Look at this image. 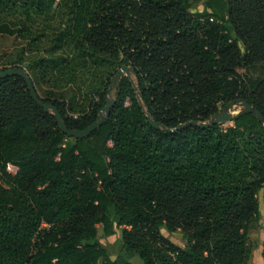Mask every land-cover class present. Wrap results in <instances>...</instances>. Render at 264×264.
Here are the masks:
<instances>
[{"label":"trees","instance_id":"1","mask_svg":"<svg viewBox=\"0 0 264 264\" xmlns=\"http://www.w3.org/2000/svg\"><path fill=\"white\" fill-rule=\"evenodd\" d=\"M196 1L0 0V27L24 44L14 64L70 130L91 126L115 70H131L106 122L80 140L21 77L0 79V264H131L106 256L99 226L121 229L144 264H248L264 124L244 111L227 129L169 133L148 119L176 129L237 99L264 116V0H206L193 14ZM44 84L55 97H41ZM79 97L88 113L71 117Z\"/></svg>","mask_w":264,"mask_h":264},{"label":"rangeland","instance_id":"2","mask_svg":"<svg viewBox=\"0 0 264 264\" xmlns=\"http://www.w3.org/2000/svg\"><path fill=\"white\" fill-rule=\"evenodd\" d=\"M206 0L196 1L192 5L193 14L202 12L204 9V3ZM9 28L0 27V71L3 69H13L16 67L25 68L23 64H14L17 58L20 57L22 48L21 41L15 39L14 36L9 35L7 31ZM27 71V68H25ZM120 70H115V74ZM39 93L43 99L53 98L54 88L51 84H44L40 89ZM57 94V93H55ZM70 95V92L67 94ZM110 99L115 100V90L113 88ZM88 102L82 100L81 97L77 98L76 101L71 105V110L68 112L72 117L77 118L80 115L88 113L89 107ZM220 110H223V106L219 105ZM241 110L240 106L232 110V114H237ZM208 122V121H206ZM222 129H227L233 126L230 121L221 123ZM260 215L252 222L249 231L248 245L250 248V258L248 264H264V188L258 195ZM163 235L170 239L174 244L178 246H186L184 241V233L178 230L174 233L168 232L166 229H162ZM98 239L101 243V247L105 250L106 256L112 261H129L131 264H144L142 259L138 255H131L127 253L123 247V235L121 229L116 230V234L113 236H106L103 227H98ZM103 264V260L99 262Z\"/></svg>","mask_w":264,"mask_h":264},{"label":"water","instance_id":"3","mask_svg":"<svg viewBox=\"0 0 264 264\" xmlns=\"http://www.w3.org/2000/svg\"><path fill=\"white\" fill-rule=\"evenodd\" d=\"M124 75L127 77H131L130 68L123 67L113 77V79L111 81V85H110L109 90H108V100H107V104L105 106V109L103 111H101L97 120L91 126H89L88 128H86L84 130H70L65 125V123L63 122V120L61 118V115H60V112L58 111V109L53 105L46 104L38 96L36 89H35V86L33 84V81L30 78V76L28 75L25 68H13V69L1 71L0 72V79H5L8 77H16V76L21 77L25 81L27 88H28L34 102L39 107H41L46 113L52 114L55 116L62 132L65 133L70 138L80 140V139L87 138L90 134L95 132L98 128H100L106 122L108 116L110 115L111 108L114 106V100L110 99L112 90H113L114 86L117 84V82ZM238 106H240V108H241L240 112H244V111L249 112L250 114L257 116L258 119L264 124V116L258 110H256L253 106H251L247 101L241 100V99H237V100H234V101L228 103L226 105V107L222 110V112L214 115V117L211 120H209L208 122L189 121L185 124H181L176 129H168V128L164 127L162 124L158 123L152 117H150V115H148V119H149V124L153 128H155L156 130H164V131L169 132V133L179 132L183 129H187L190 127L200 128V129H208V128H211V127L216 126L218 124L230 121L232 119V117L235 115V114L233 115L231 113L232 110L237 108Z\"/></svg>","mask_w":264,"mask_h":264},{"label":"built area","instance_id":"4","mask_svg":"<svg viewBox=\"0 0 264 264\" xmlns=\"http://www.w3.org/2000/svg\"><path fill=\"white\" fill-rule=\"evenodd\" d=\"M19 170H20L19 167L14 165V164H12V163H7L5 165V172L8 175L16 176L18 174ZM45 227H47V226L45 225Z\"/></svg>","mask_w":264,"mask_h":264}]
</instances>
